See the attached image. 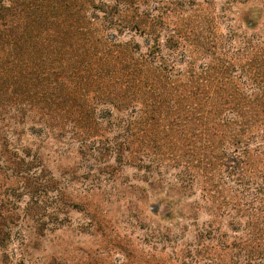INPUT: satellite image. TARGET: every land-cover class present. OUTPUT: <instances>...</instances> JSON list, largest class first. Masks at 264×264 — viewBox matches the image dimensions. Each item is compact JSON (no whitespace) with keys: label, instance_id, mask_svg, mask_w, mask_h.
Returning <instances> with one entry per match:
<instances>
[{"label":"rangeland","instance_id":"374dc122","mask_svg":"<svg viewBox=\"0 0 264 264\" xmlns=\"http://www.w3.org/2000/svg\"><path fill=\"white\" fill-rule=\"evenodd\" d=\"M11 1L10 16L0 0V43L10 25L12 52L44 58L28 67L49 72L54 84L0 69V80L30 99L0 103V264H227L248 249L264 259V165L247 167L240 181L228 173L235 153L215 137L207 176L177 185L179 145L162 126H149L156 134L148 128L139 143L130 136L131 125H147L135 113L144 89L131 101V88L116 74L127 75L132 63L148 67L153 39L163 59L176 60L174 70L184 69L174 42L197 24L204 33L205 21H214L217 36L231 34L225 47L242 37L255 46L264 41V0ZM260 47L252 60L264 54ZM240 59L236 75L252 63ZM126 139L145 151L149 165L137 169L119 159ZM157 147L165 151L155 167ZM246 241L251 248L237 247Z\"/></svg>","mask_w":264,"mask_h":264},{"label":"trees","instance_id":"16d2710c","mask_svg":"<svg viewBox=\"0 0 264 264\" xmlns=\"http://www.w3.org/2000/svg\"><path fill=\"white\" fill-rule=\"evenodd\" d=\"M3 1H6L8 7L6 11L11 16L9 6L12 1ZM204 24L206 26L204 33L200 32V25L197 24L194 28L196 32L192 31V35L180 37L174 42L173 49L178 50V55L186 63L184 69L174 70L173 62L176 60L169 62V59H163L158 53V40L153 39V44L146 47L148 51L145 54L148 60L145 63L148 67L142 63L143 67L136 68L132 63L126 71L127 75H122L116 70V74L120 75L119 82L124 87L131 88L130 95L127 96L131 97V101L137 102L140 89H144L142 93L144 99L139 101L142 107L135 113L139 114L147 125L145 131L139 125H131L130 136H134L139 143L144 140L149 126L156 125V128L162 126L163 129H167L166 135L168 134L179 145L175 149L178 154L173 158L175 159L173 167L177 169L175 175L177 185H183L186 178L207 176L209 173L207 166L216 161V157L209 151L215 137L222 136L225 140L223 144L227 149L232 148L235 153L234 160L230 157V161L235 164L233 166L236 167L235 171L228 173L234 174L240 181L244 179L247 167L260 170V166L264 165V54L257 61L252 60L254 54L258 53L255 51L257 46L264 48V41L254 46L251 44L252 38L242 37L238 46L227 44L228 47H225L223 41H230L231 34L228 33L226 38L217 36L213 20L205 21ZM262 25L264 32V24ZM252 27L253 25L249 24L247 28ZM10 29L11 26L8 25L4 40L0 43V52L6 56L0 59V69L16 72L22 79L27 77L31 81L54 84V81H50L52 74L49 72L28 67L29 62L34 63L31 60L43 61L44 58L23 59L21 55L12 52L11 44L15 45L16 37H11ZM149 42L148 39L146 44ZM253 49L254 51L250 53ZM240 57L241 61L244 59L252 61L245 67L244 75L241 71L238 75L235 74L236 65L233 63ZM155 61L160 64L153 66ZM242 76H245V82L241 81ZM233 79L237 81L236 84ZM0 84H3L0 85V103L4 97L18 105L30 102V99L18 95L23 94V91L8 86L5 79L0 80ZM25 91L28 94V89ZM44 97L45 94L42 100L46 103L48 97L45 99ZM149 130L148 134H156L155 129L154 133H151V128ZM151 141L155 142V139ZM127 142L130 145L126 150L119 148L116 151L119 159L123 161L124 158H130L137 163V169L149 165L150 163H145L147 160L145 151L133 150L131 148L133 143L129 140ZM250 143H255L256 146L251 148ZM160 150L158 148L152 153L151 165L155 167L160 165V155L165 151ZM14 162L18 164L23 161L18 158ZM15 176L18 177V182L21 181L23 184L24 176L18 173ZM24 186L23 184L22 187ZM37 187L38 183L32 184L30 192L36 194ZM247 219L252 224L255 217L249 215ZM228 225L231 231H237L230 222ZM242 246L237 245L239 249L252 247L247 241L243 242ZM257 255L248 249L243 258L230 257L227 264H263V257L257 261Z\"/></svg>","mask_w":264,"mask_h":264}]
</instances>
